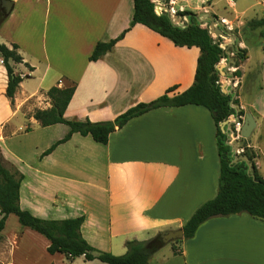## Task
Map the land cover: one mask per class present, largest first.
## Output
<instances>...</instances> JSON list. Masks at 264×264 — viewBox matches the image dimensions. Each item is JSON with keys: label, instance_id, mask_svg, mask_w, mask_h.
I'll return each instance as SVG.
<instances>
[{"label": "crops", "instance_id": "0c3cea01", "mask_svg": "<svg viewBox=\"0 0 264 264\" xmlns=\"http://www.w3.org/2000/svg\"><path fill=\"white\" fill-rule=\"evenodd\" d=\"M173 2L209 29L222 18L234 24L231 34L237 40L228 47L246 49L248 55L238 66L242 82L237 103L256 121L247 146L257 154L264 177V26H248L264 18V0ZM133 13L134 0H14L0 28V43L17 44L23 57L13 64L23 80L12 101L0 55V149L4 160L24 175L21 208L42 219L84 216L82 236L115 255L126 253L128 240L182 229L201 205L217 196L221 167L215 121L206 107L195 104L132 118L107 144L74 133L42 156L69 131L62 123L43 127L32 116L36 109L52 106L46 96L52 86L76 85L66 119L99 122L193 85L200 48L177 46L144 24L134 25L97 61L89 59L97 42L116 38L129 27ZM247 31L261 36L256 68L249 65ZM13 215L2 232L0 264H105L49 253L50 241ZM170 244L149 264H264V221L248 213L215 216L194 237Z\"/></svg>", "mask_w": 264, "mask_h": 264}, {"label": "trees", "instance_id": "16d2710c", "mask_svg": "<svg viewBox=\"0 0 264 264\" xmlns=\"http://www.w3.org/2000/svg\"><path fill=\"white\" fill-rule=\"evenodd\" d=\"M154 2L155 0H134V13L129 27L116 38L97 42L89 59L91 61L100 59L111 51L134 25L140 23L169 38L177 46L200 48L201 54L198 58L193 85L173 97L165 93L150 102L136 104L113 120L99 122H92L89 119H66L64 113L74 95L76 85L52 86L46 91L52 106L47 109H36L32 116L43 127L62 123L69 127V131L45 150L42 156L50 154L59 144L70 140L74 133L90 135L96 142L107 144L114 131L124 127L132 118L148 111L188 104L201 105L210 111L217 127L216 141L221 166L219 188L217 196L201 205L182 227L184 238L194 237L200 225L215 216L248 213L264 221V177L257 169L255 162L257 155L253 149H249L247 143L243 144L245 152L239 156L236 155L234 146L228 141V125L223 126V122L235 115L237 109L231 105L232 96L223 93L221 85L217 83L220 77L218 65L224 55V50L220 47L221 38H214L208 25L201 23L198 17L189 11H183V13L188 14L190 23L186 27L175 25L169 13L157 14ZM8 16L9 14L0 5V28ZM248 26L253 29L263 27L264 18L251 20ZM231 49L236 52V57L233 59L234 65L239 66L248 58L246 49L239 47ZM0 55L8 73L6 95L13 101L23 80L20 74L15 73L13 64L22 63L23 57L17 44L9 47L0 43ZM28 66L32 69L30 65ZM233 102L239 105L237 99ZM240 113L245 115L243 110ZM30 130L31 128L27 127L26 131ZM5 163L0 149V242L3 239L2 232L8 216L15 214L23 226L30 227L50 241L49 253L61 252L72 259L83 256L85 260H99L105 264H149L156 252L165 245L159 234L143 241L128 240L127 251L122 255L97 249L82 236L81 226L85 220L84 216L62 220L42 219L22 209L20 186L24 175L15 166L8 167ZM181 240L182 238L177 242Z\"/></svg>", "mask_w": 264, "mask_h": 264}, {"label": "built area", "instance_id": "2783aa9c", "mask_svg": "<svg viewBox=\"0 0 264 264\" xmlns=\"http://www.w3.org/2000/svg\"><path fill=\"white\" fill-rule=\"evenodd\" d=\"M154 3L157 14H162L163 12L169 13L171 20L175 25L180 27H186L190 23V17L188 16V14H184L182 9H176L173 6V0H156ZM200 22L203 24H207L204 21ZM217 24L222 26L223 29L229 34H231L235 29L234 24L225 18H222L217 21ZM220 38L222 39L220 41V47L224 50V55L221 58V63H224L225 70L224 73H220V77L217 80V83L220 84L221 87L226 86V94H230L232 96L231 105L233 108L237 109L236 114L232 115L227 119L228 141L230 145L234 146L237 155L245 151V146L242 145L236 147L234 145L235 141L239 140L240 138H244L242 136V126L244 123L245 115H242L240 113L242 107L240 105H236L233 102L235 99H238L239 87L241 86L242 78L237 74L238 66L233 64V59L236 57V52L228 47L229 40L227 38L223 36Z\"/></svg>", "mask_w": 264, "mask_h": 264}, {"label": "water", "instance_id": "95a60500", "mask_svg": "<svg viewBox=\"0 0 264 264\" xmlns=\"http://www.w3.org/2000/svg\"><path fill=\"white\" fill-rule=\"evenodd\" d=\"M13 5H14V0H2L1 2V6L4 8L5 12L7 14H10L12 9H13ZM211 33H213V35L215 37H225L229 40V42L231 43H235L237 40V35L236 34H229L227 33L225 30H223L221 27H219L216 24L211 25ZM224 63H221L218 65V70L221 73H224ZM222 92L223 93H227V89L226 86H222L221 87ZM228 121H224L223 122V126L227 125ZM256 127V121L254 119V116L251 112L246 113L245 115V119H244V123L242 126V136L244 138H250V136L252 135L254 129ZM160 237L163 243H169L171 241H175L178 240L180 238L184 237V232L182 229H177V230H166V231H162L160 233Z\"/></svg>", "mask_w": 264, "mask_h": 264}, {"label": "rangeland", "instance_id": "374dc122", "mask_svg": "<svg viewBox=\"0 0 264 264\" xmlns=\"http://www.w3.org/2000/svg\"><path fill=\"white\" fill-rule=\"evenodd\" d=\"M156 1V0H155ZM259 14H263L262 11H258ZM209 27V25H208ZM260 34H254L253 32L251 31H247L245 33V36H244V39L246 40L247 44H248V52H249V65L252 67V68H256L257 65L259 64V61H260V55L262 53V46L260 45V40H261V36H259ZM217 38H220V37H217ZM0 42H1V37H0ZM262 44V42H261ZM251 78V76L249 77ZM252 79H254V77H252ZM240 92V91H239ZM242 95H244V93H241ZM47 96V95H46ZM48 99V97H47ZM51 101V100H50ZM52 104V103H51ZM19 119L21 118H17L16 122L19 121ZM230 123V122H229ZM254 135L252 136V139H253ZM245 139V140H244ZM249 139V138H247ZM247 139L246 138H240L239 140L235 141L234 142V145L236 147L238 146H242L243 144H246L247 143ZM251 139V138H250ZM251 139V140H252ZM250 149V148H249ZM245 152V151H244ZM243 152V153H244ZM250 152V151H249ZM242 154V153H241ZM241 154H237L238 156L241 155ZM256 154V153H255ZM257 155V154H256ZM8 167H10L11 165L8 164L7 162L5 163ZM13 217H16L15 215H13ZM11 226V225H10ZM172 243H178L177 240L175 241H171ZM171 242L169 243H166V248L165 250H168L171 246ZM165 244V243H164ZM3 247V251L6 250V247L4 245H2ZM176 249H177V246H175Z\"/></svg>", "mask_w": 264, "mask_h": 264}]
</instances>
